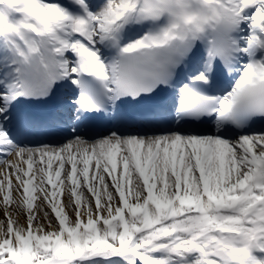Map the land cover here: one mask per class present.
Masks as SVG:
<instances>
[{"label":"snow or ice","instance_id":"1","mask_svg":"<svg viewBox=\"0 0 264 264\" xmlns=\"http://www.w3.org/2000/svg\"><path fill=\"white\" fill-rule=\"evenodd\" d=\"M0 264H264V0H0Z\"/></svg>","mask_w":264,"mask_h":264},{"label":"bare ground","instance_id":"2","mask_svg":"<svg viewBox=\"0 0 264 264\" xmlns=\"http://www.w3.org/2000/svg\"><path fill=\"white\" fill-rule=\"evenodd\" d=\"M43 139H44V137H43Z\"/></svg>","mask_w":264,"mask_h":264}]
</instances>
